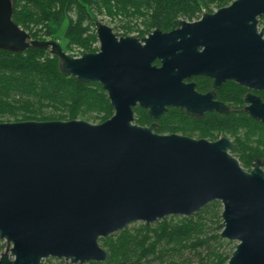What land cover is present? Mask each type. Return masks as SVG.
I'll use <instances>...</instances> for the list:
<instances>
[{"label": "water", "instance_id": "1", "mask_svg": "<svg viewBox=\"0 0 264 264\" xmlns=\"http://www.w3.org/2000/svg\"><path fill=\"white\" fill-rule=\"evenodd\" d=\"M13 0H0V48L48 49L59 71L97 81L113 113L84 119L0 121V264H42L48 257L72 264L102 263L98 243L134 221L191 216L213 200L222 205L223 238L236 240L225 264H264V170H245L216 140L157 133L156 123L134 122L139 106L158 118L168 106L201 113L202 95L183 78L220 74L264 87V40L256 16L264 0H233L200 19H180L170 31L116 35L94 22L98 49L73 56L54 39H35L12 18ZM223 46L242 64L209 66L197 45ZM159 61V65L153 63ZM247 112L264 124V103ZM111 264H135L120 261Z\"/></svg>", "mask_w": 264, "mask_h": 264}, {"label": "trees", "instance_id": "2", "mask_svg": "<svg viewBox=\"0 0 264 264\" xmlns=\"http://www.w3.org/2000/svg\"><path fill=\"white\" fill-rule=\"evenodd\" d=\"M230 1L13 0L11 18L32 38L54 39L64 51L75 44L83 52H91L97 50L91 47L97 41L93 27L96 16L107 18L116 35L141 37L154 28L170 30L180 19L192 20L202 11ZM112 113L100 83L63 75L57 56L48 49L30 46L14 52L0 48V121L76 118L97 123ZM150 121L143 108L134 107L135 123L147 125ZM157 122V133L212 138L218 131L230 133L236 143L231 153L244 169L250 168L252 154L264 152V127L242 112L195 118L169 108ZM221 210L220 201L213 200L188 217L168 215L150 224L134 221L99 237V245L107 252L105 264H225L233 248L225 249L230 241L219 235Z\"/></svg>", "mask_w": 264, "mask_h": 264}, {"label": "flooded vegetation", "instance_id": "3", "mask_svg": "<svg viewBox=\"0 0 264 264\" xmlns=\"http://www.w3.org/2000/svg\"><path fill=\"white\" fill-rule=\"evenodd\" d=\"M232 1L233 0H231L229 3L222 5V6L228 5ZM222 6H219V7H222ZM219 7L214 8L212 11H202L197 18H194L189 21L200 19L203 13L211 14ZM255 27H256L257 33H259L261 29L264 27V14L256 16ZM170 30H167V31H170ZM260 37L261 39L264 40V30L261 33ZM197 51L199 54V59L202 63L209 65V66H215V67L224 66L222 67L223 69H221L220 71H223L227 67H232V66H236L237 64H242L241 60H237L235 53H231L229 50H227L223 46L217 47L215 45H210L208 43L202 42L197 45ZM153 63L156 65H159L158 60H154ZM183 82L193 83L194 90L198 94L202 95L200 102H199L201 113L198 116H193V115L188 114L183 107H178V106H168L167 109L175 108V109L181 110L184 114L190 117H195V118H201L205 114H208V113L227 115V114H232L238 111V112L244 113L246 116L250 117L251 119L259 122L261 126L264 127V124L260 119L252 117L246 110L247 107H250V109L253 111L258 110L261 104L264 103V87H260L257 84L249 85L246 83H241L233 78L222 77L220 74H216V72L214 73L209 72V74L205 72L191 74L187 77H184ZM202 82H204V85L201 84ZM158 118L155 119V118L150 117L151 119L150 123L155 122L157 124L156 128L158 126V122H157ZM171 133L182 134L179 132H171ZM182 135H186V134H182ZM214 135L215 136L213 138L210 136H205V137L204 136H191V135H187V136L194 137V138H206L208 140H216L220 137H226L234 144V146L229 150V152L231 153V150L234 149L236 146L234 137L230 135V133H224L222 131H218ZM255 161L260 163V167L264 170V152H256L251 155L249 169H251L252 164ZM249 169H245V170H249ZM0 243L3 244V248L0 250L1 252L5 248H7L8 245L4 240H0ZM101 264H105V261L102 262Z\"/></svg>", "mask_w": 264, "mask_h": 264}, {"label": "rangeland", "instance_id": "4", "mask_svg": "<svg viewBox=\"0 0 264 264\" xmlns=\"http://www.w3.org/2000/svg\"><path fill=\"white\" fill-rule=\"evenodd\" d=\"M71 17H72V15H71ZM95 21H100L102 23L109 25L110 27L112 25L111 23L108 22L107 18H105L103 16H96ZM93 27H94V25H93ZM94 30H95V28H94ZM46 39H50V38H46ZM91 47L92 48L96 47L98 49V41L92 42ZM65 52H67L68 54L73 55V56H79L80 54L83 53V50L79 46L72 44L71 48ZM223 239H225L226 241H230V243H226L224 245L225 249L234 248L236 243H237L236 240H230L227 238H223ZM42 261H43V264H72L69 261H65L64 259H57V258H53V257H48L46 259H43Z\"/></svg>", "mask_w": 264, "mask_h": 264}]
</instances>
